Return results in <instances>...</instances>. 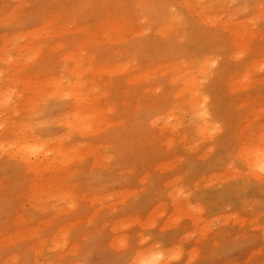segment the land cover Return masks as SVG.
I'll return each instance as SVG.
<instances>
[{"label":"rangeland","instance_id":"obj_1","mask_svg":"<svg viewBox=\"0 0 264 264\" xmlns=\"http://www.w3.org/2000/svg\"><path fill=\"white\" fill-rule=\"evenodd\" d=\"M60 1H58L59 6L61 4L65 5L68 3V0ZM243 1L246 2L244 3ZM241 2H243V5L245 7L242 5L244 9H239L238 12H236V10L231 11V7L229 6H223V9H214L210 11L211 14H209V21L214 20L215 28L219 27L220 29H223L225 31H217L216 33L220 35L226 33L225 35L228 37V39L225 37L223 39L217 38V35L212 34V30L209 29L207 25L204 27V29H202L204 31L205 37L208 39V42L216 41L219 44L221 50L217 51L216 48L210 50V48L208 49L207 46H200L199 49H197L198 56L199 54H201V57L213 56L214 58H216L217 66L215 67H218L216 70L217 77L210 89L211 96H208L207 100L208 105H215L214 107L216 108V110L220 111L218 113V116H221H219L220 120H218V116H215L216 121L218 120V122H215V126H218L219 131L216 134V137L207 136L206 139L208 137L209 139L203 141L204 144H202L200 147L194 148L193 150L189 149V151H182L179 146H177V148L173 144H170L169 142L167 143V138L164 134L163 136L157 134L156 140L154 136L156 134L154 130L156 128H154L156 123L151 129L148 126L137 124L136 121L133 120V118L136 116V112L138 109L136 108V106L138 107V105H143L149 96V93L144 92L145 89L152 87V93L153 90H155V92H158V89H155V86L157 84L162 85L165 82L166 79L164 75L160 74L161 72L159 71H155L156 73L152 72L149 75V77H152L155 74L152 78H140V81L136 80V82L134 80L132 81L134 83L129 84V86L128 84H125V86L123 85V88L120 87L117 92V94H119L117 99L119 98L121 101L130 103L129 109L131 110V112H129L130 114L126 116L130 119V122L125 126L110 128L106 133L110 141L114 144L116 155L118 157L117 162L120 166H118L117 170H113V173L114 171H116L115 176H112L113 179H111V181H109L108 184L104 186L105 188L100 192V195L101 193L104 194L101 195V201L98 198L91 201L92 198L89 197L90 195L81 196V192H83V194L85 195L92 192L94 189L97 190L99 188H102L101 186L98 187V183H96L95 181H84V175L90 174L92 172H100L107 176H110L111 170L105 172L106 170L104 169L106 168L104 166H107V164L112 161H109L108 163L107 161H105V159L100 158L99 161L95 162L96 159H93L95 157L92 155L96 154L93 151L91 153L89 150H87V148L84 149L86 146L80 148L79 151L81 152L72 151L73 154L71 155H73V158H71V162L67 161L68 167H70V169L67 167L66 163H62L63 165H57V169H55L54 167L56 171L53 168H50L54 171L47 169L48 172H42L43 174H39L40 176L38 174L35 175L23 170H14L12 165H10L9 163H0V264H128V260L130 259V257L136 255L137 253H149L151 251H157L158 249L162 248L164 250L165 248H168V252H164L165 254H167L166 258H169L170 256V259L168 260L165 258V260H167L165 264H264V232H262L261 230H257L254 227L251 228L250 224L248 223L242 225L243 223L240 222V217L244 216L252 218V222L254 224L262 223L264 225V172L258 171V175H256L257 177L254 178L243 167L235 164L236 162H231L229 159L228 161H226L225 158L222 159V157H220L224 153V149L235 146L234 141L237 129L246 131L253 130L254 132L258 130H260L261 132L264 131V63L260 65L262 69H260L258 66V64H260L264 60V0H231L232 5L234 3L237 4ZM27 5L30 6L29 2L26 0H12L10 7H7L5 11L0 8V22L2 21L0 23V33L5 32L4 34L6 36H4V40L6 42H8L7 40L9 39V42L24 43L22 40H20V37H16V39L18 38V40L15 39V41H13L14 36L12 35V33H10L11 29L9 28V25L10 22H12L11 19L13 20L14 18H18L19 21L21 16L22 17L20 20L23 19V21L25 20L26 16L29 19H32V17L30 16L31 10H29V7ZM16 6L18 7V10L16 9ZM24 7H27V9ZM23 8L25 9V11H23ZM176 9L181 10L180 8ZM20 11L23 12L21 13L22 15L20 14ZM132 14L134 15L136 14V12H132ZM32 15H34V17L37 15V12H35L34 8H32ZM88 15V11L81 8L77 9L76 14L74 15L75 17H71L72 19H66L67 17L63 15L65 19L62 17L63 21H60V24L57 27L62 28V30L64 31L66 29L65 32L68 33L62 31L61 33H64L61 34V36L66 39L67 35H69L72 38L74 37L73 39L80 40L81 35L78 33H73L77 34L75 36L71 31H74V28L78 27H84L85 29L88 28L89 30V27L92 26L91 22L93 21L89 17L90 15ZM4 16H6V18L1 19V17ZM4 23H6L7 25ZM68 23L70 24L67 25ZM216 23L218 26L216 25ZM139 30L141 31V26L139 24H136L133 28V31L138 32ZM149 31L151 32V30ZM150 32L145 34L139 33V35L134 34V36L131 35L132 37L128 36V39L129 41H133V39H131L133 37L139 39V42L144 43V47L142 49L144 50V53H147L149 58L152 55L155 59L161 60L162 56L159 53L156 52L153 55V51L151 49L153 36ZM131 33L133 34V32ZM10 34L12 35V37L10 36ZM212 37L214 40H212ZM56 40H60V38L55 39V41ZM36 41L37 43H33V47L40 49V44L42 46V52L40 54V58L37 57L36 61H34L33 64L38 63L42 69H45L46 66H49V71L40 73L36 75V77H33V73L27 72L32 65L26 68H24V66L21 64L16 67L13 66L16 69L15 70L13 69L10 62L9 64L11 66L3 60H0V67L3 68L1 69L0 74L1 78L4 79L2 81L3 85L1 84L4 89L2 93H0V141H4V144L7 143L5 144L7 146H13V150H16L17 143L21 144L22 141L24 142L25 140H27V137L32 138L33 136L34 138L36 137V140H34V138H32L33 140H31L30 138L28 141L34 142L38 140L37 142H42L45 144L46 149H50L53 146L58 145L55 144L56 142H60L62 148L63 146H65L64 148H75V144L77 147H80L82 142L81 144L79 143L80 140H77L78 136L72 135L71 133H69L71 135L65 133L64 130L61 129L58 125V118H56L57 121H54L53 118L55 116L53 115H56V113L52 111V113L48 114L50 108H47V102H51V100H53L52 98L48 97V95L53 92L54 88V86L52 85L53 82L48 77L50 76L51 79L53 78V76L54 78L56 76L58 77L60 75L62 65L65 66V64L60 59L57 46H55L54 43H44V41L42 40ZM96 41L99 40L96 39L95 42ZM222 41L228 43L229 46L224 47L223 49L221 46ZM6 42H4V45L7 44ZM1 44L2 43L0 42V53L2 51L1 49L4 47V45L1 46ZM120 45L122 46V43L113 46L114 50L120 51ZM89 47L93 51L94 44L92 47L90 44ZM102 47L103 44L100 48ZM104 47L106 49L110 48L108 44H104ZM231 48L235 49V51ZM92 51H90V54ZM209 51L213 53L210 54ZM236 51H246L250 55H248L247 57L240 56ZM192 52L193 50L191 45H187V47L184 48V56H189ZM90 54L88 53L87 55L89 56ZM217 54H219L220 56L218 57ZM182 62L184 63L185 59H182ZM241 62L246 66L247 70L236 75V73L234 72H236V67ZM6 67H9L11 70L9 68H7V70ZM17 68L21 73L20 79L22 78L24 80L25 78L24 81L21 79V84H23V82H28L30 84L33 83L34 85L36 80H38V82L39 80L42 82L43 80L41 79H44L42 83L39 82L38 85L37 83L35 84L39 88L42 87L41 89H43V93H41L42 96H38L39 100L37 99V96H33L31 94L33 85H29L28 83H26V85H29L31 89L29 88V86L28 89H24L27 86L25 87L21 84L20 86L17 85V83L10 82L8 80L12 77L16 78V76H14V74L12 75V73H15L16 75V71H18ZM87 76H89V74ZM237 76L239 77L237 78ZM115 78V80H117L118 78H121V76ZM239 78L243 79V81L241 79L239 80ZM26 79L30 81H26ZM234 79H236V81ZM108 80V78H105V81ZM209 80L210 79H208V81ZM233 80L234 82L230 83V81ZM237 80H239L240 82L238 85H236V83H238ZM45 81L47 83L49 81L51 83V86L47 84L48 87H45ZM208 81H206V83H208ZM253 81H256V83H254V85H251ZM247 84L249 87H247ZM128 88L134 89L136 93L133 94V96H129V92H126L129 90ZM19 89L22 90L20 91V93ZM51 89L52 91H50ZM152 93L150 94L152 95ZM109 99L111 100V97ZM5 101L10 102V107L2 105ZM134 101L137 102H135V104L137 105L133 103ZM59 102L61 101L59 100ZM23 104L26 106H30H25V108ZM123 105V103L122 105L120 103V106ZM212 105L208 107L210 111H213ZM132 106L135 107L136 111ZM39 107L41 109L42 107L44 108V111L42 110L43 113L40 111L41 109H39ZM8 108H10L11 110ZM182 110L183 111L181 112V115L176 112L173 116L167 118V116L163 113L160 115V118L161 120L171 121L172 124L178 121L179 123L182 122V124H178L177 127H183L182 125L187 126L190 118L188 115L190 114L183 106ZM39 111L42 113V115H39ZM67 111L72 114H75V111L80 112L78 108H74V110L73 108H62L61 114H59L60 110H58V116L60 115L59 117L62 118V115ZM11 112L15 113V118H21L20 121L25 122L26 126H24L27 127L26 130L23 131V133L25 131H28L27 134L25 135V132V136H21V138H18L19 141H17V134H9L8 131L6 132L7 129L3 128V126L5 127L7 125L5 117L9 114H12ZM184 112L186 113V115L188 113V115L186 116ZM24 115H28V118H30L29 121L31 123L32 121L36 120L37 124L33 122L35 125L33 123L32 125L30 122H28V124H31L28 128V124H26L27 121ZM67 116L68 115H66V117ZM51 117L53 120L51 119ZM178 117L181 119H179ZM38 121H40L41 123ZM2 122H4V125ZM23 122L22 125L24 124ZM157 124L159 125L160 122H157ZM24 126L22 128L20 127L19 130L22 131ZM252 126L254 128H252ZM30 127L31 130L34 128V130L32 131L30 130L31 133L29 131ZM183 128H180L179 130H182ZM50 134H58V136H61L60 138L63 140L59 138L58 140L60 141H52L50 140L51 138L49 139V137H51ZM62 134L67 135L63 136ZM214 138L219 141V146L217 151L211 152L207 150V143H209L210 140L214 141ZM73 141L76 143L74 144ZM262 141H264V137L262 138ZM84 150L88 151L86 152L87 154L85 153V155H83L84 153H82L85 152ZM51 151L52 150H48V152L46 153L50 154ZM40 156L41 155L37 157ZM144 156H149V159L153 158L151 160V164L147 167V172L149 173L152 180H150L149 183L152 182L155 189L153 191L148 190L146 188V186H148L147 182L135 183L131 187L134 190L136 188V192H134L131 191L133 189L129 188L127 184V180L130 177L129 168L134 167V169H139L137 166H140V163L142 159H144ZM215 156H217V158L220 157L218 162L222 163L221 166L219 164L218 168L212 171L217 181H213L212 184L208 185L199 184L196 188H194L192 186L193 184L191 185V182L187 179V175L194 169H200L205 164L209 165V163L215 158ZM37 157L31 156L30 159L33 162H37L39 160V158L37 159ZM5 158L6 157H3L2 159ZM41 158L42 157H40V160ZM224 160L226 162H224ZM91 163L94 164L92 165ZM65 164L66 166L64 167ZM90 164L92 165L91 167ZM48 165L49 164L45 165V167ZM161 165L163 166V168ZM6 166L8 168H6ZM65 168L66 171L68 169L70 171L66 172ZM88 169L92 172H89ZM74 170L76 171L74 172ZM126 170L128 172H126ZM230 171L235 173H232ZM217 173L219 174V176L217 175ZM261 173H263V175ZM220 174L224 178L220 177ZM67 175H70V177ZM31 176H33L34 178H32ZM29 177H31L33 180L29 179ZM71 177H73L74 180L76 177V181L78 182H81L82 180L84 181V183L82 182L79 185V188H77L78 193H74V195H76L77 197L75 196L73 198L71 195L59 197L60 194H66V191H68L71 187L73 188V184L71 183L72 181L70 182ZM61 180L64 181V183L61 182ZM174 180H176V182ZM218 180H222L221 183H219ZM9 181H11V183H8ZM26 181H29L28 183H30V181L34 182H32V184L30 183V187ZM36 181H38V184L36 183ZM239 184H243L241 190L232 191L230 195L228 193L227 198H223V195L219 194L220 190L224 186H232L234 188H237L236 185L241 186ZM34 185H36L37 191L40 190L38 191V193H36L37 191L35 189V192L33 190L31 191V188L35 187ZM70 185L72 186L70 187ZM188 188L194 190L195 199L192 198V193L189 192L190 189L188 190ZM124 189L128 190L126 191L127 194L125 193ZM119 191H122L121 197H119ZM38 194H41V196H39ZM204 194H206V196L198 197L203 196ZM228 196L230 198H228ZM42 198H44L45 201ZM100 203H102V208L95 216L96 213L94 211L100 207ZM182 203L184 206L182 205ZM44 204H49L50 206L55 207H53L54 209L52 212L46 211L45 209L42 210L43 207L40 206H45ZM152 205L153 207L151 208ZM196 206L198 207L196 208ZM62 207H64V209H62ZM198 209L201 211L199 212ZM57 210L62 211L57 213ZM79 212H82L84 214L83 218H80V223L76 225L74 224L75 220L73 221V218H75V216H78ZM227 213H230V217L227 216ZM232 214L237 215L236 217H233L231 216ZM213 215H215V218L211 222H208L209 226L207 225V227L203 229V220ZM219 218L226 220V222H221ZM234 219L237 221H235ZM231 220L232 222H235L232 223ZM85 222L87 223L85 224ZM72 224L76 226L71 230L69 236H74L72 240L74 242L72 243V241L70 240V243L63 248L64 250L62 249L64 253L61 249H53L52 247V249H49L45 244L39 246L42 240L44 238H47L48 233L52 232V234L49 236L50 238L52 235L55 236L54 234L57 233L59 228H62L61 230L65 231V229L67 228L65 226H70ZM63 226L65 228H63ZM181 234L183 235L181 236ZM82 235L84 239L82 238ZM77 241L79 242L77 243ZM194 248H196L197 250ZM71 249H73L74 252L71 251ZM191 251L193 252L191 253ZM37 252H39V254ZM169 252L172 254H170ZM61 253H63V255ZM186 253H188L189 255ZM190 255H192V259L189 258ZM11 257H13V262L11 261ZM187 257L189 258L188 262L186 261ZM58 260L60 263L58 262ZM184 260L186 263L183 262Z\"/></svg>","mask_w":264,"mask_h":264},{"label":"bare ground","instance_id":"obj_2","mask_svg":"<svg viewBox=\"0 0 264 264\" xmlns=\"http://www.w3.org/2000/svg\"><path fill=\"white\" fill-rule=\"evenodd\" d=\"M26 1L29 2L30 6H28V5L27 6L29 7V10H31L30 16L32 17V19H29L26 16L25 20L23 21V19L20 20L22 17L21 16L19 21H18V18H14L13 20L11 19L12 22H10V25H9V28L11 29L10 33H12V35L14 36L13 41H15L16 37H20V40H22L24 43L9 42L8 38H7L8 40L6 39L8 42H6L4 40V36H6L4 34L5 32H1L0 33V42L2 43L1 46L4 45V42H6L7 44L4 45V47L1 49L2 51L0 53V60H3L4 62H6L8 64L10 62L12 67L13 66L16 67V66L21 64L24 66V68H26V67L32 65L31 68H29L27 72L33 73L32 76L36 77V75H38L40 73L49 71L50 67L46 66L45 69H42L38 63L33 64L34 61H36L37 57L40 58V54L42 52L41 51L42 46L39 44L40 49L34 48L33 43H35V42L37 43L36 40H42V41H44V43H54V45L57 46L58 55H59L60 59L62 60V62L65 64V66L62 65L61 72H60V75L58 77L56 76L54 78V76H53L52 79L50 76L48 77L53 82L52 85L55 88V89L53 88V92L52 93L49 92L50 95H48V97L53 99V100H51V102L50 101L47 102V108H50L48 114H50V113H52V111H54L56 113V115H53V116H55L53 118L54 121L56 120V118H58V125L60 126V128L63 129L65 133H68V135L72 134V135L78 136L77 140H80L79 143L81 144V142H82L83 145L81 144L82 146L80 145V147H77L75 144L76 142H74L75 141L74 140L73 142L75 144V148H68V147L64 148L65 146H63V148H64L63 149L62 146L60 145V142L59 143L54 142L55 144H58V145H55L50 149H46V146L44 143L37 142L38 140L34 141V142L28 141L31 137L30 138L27 137V140H25L24 142L22 141L21 144L17 143L16 144V150H13V148H14L13 146H11V145L7 146V145H5L7 143L4 144V141H0V163H3V162L9 163L10 165H12L14 170L18 169L20 171L23 170L25 172H29V173H32L35 175L36 174L39 175L42 172L43 173L48 172L47 169H50V168L54 169V167H55V169H57V165L59 166L62 163L67 164L68 163L67 161L72 160L71 158H73V155H71V154H73L74 151H79L80 148H82L83 146H86L84 149L87 148V150H89L91 153L93 151L96 154V155H92L90 153L92 156L95 157V158H93V159H96L95 162L99 161L100 158L105 159V161H107L108 163H109V161H112L109 164H107V166H104L106 168V169H104V170H106L105 172L111 170L110 176H107V175L100 173V172H92V171H89V169H88V171L92 172V173L84 175V181L85 180L95 181L96 183H98L97 184L98 187L101 186L102 188H99L97 190L94 189L92 192L85 194V195L83 194V192H81L82 193L81 196L90 195L89 197L92 198L91 201H93L96 198H98L101 201V199H100V198H102L101 195H104V194L101 193V195H100V192L105 188L104 186H106L108 184V182L111 181V179H113L112 176H115L116 171H114V173H113V170H117L118 166H120L119 163L117 162L118 157L116 155V150L114 148V144L110 141V139L108 138L106 133H107L108 129H110V128L125 126L126 124H128L130 122V119L128 117H126L130 114L129 112H131V110L129 109L130 103L129 102L126 103V101H121L119 98L117 99V97L119 96V94H117V92H118L119 88L122 87L123 85L125 86V84H128V86H129V84L134 83V82H132L134 80L140 81V78L141 79L145 78V77L148 78L152 72L156 73L155 71L161 72L160 74L164 75L166 80L162 85L157 84L155 86V89L157 88L158 92H155V90H153V93H152V87L145 89L144 92L149 93V96L143 105H138V107L136 106V108H138V109L136 112V116L133 118V120L136 121L137 124L142 125V126H148L151 129L153 128V126L156 123L157 126L156 125L154 126V128L156 127L154 129L156 132V134L154 135L155 139L157 138L156 137L157 134L162 135V136L164 134L167 138L166 139L167 143L169 142L170 144H173L176 147L179 146V148L182 151L183 150L189 151V149L193 150L196 147H200L202 144H204L203 141H206L207 139H209V137L206 139L207 136L216 137V134L219 131H218V126H215V122H218V120H220L221 116L220 115H219L220 117L218 116V113L220 111L216 110V108L214 107L215 105L213 106L212 104H210V105H212L213 111H210L208 108L210 105L207 104V100H208V96L209 97L211 96L210 95V89L213 85V82L215 81V79L217 77L216 70L218 67H215V66H217L216 65V58H214L213 56L212 57H201L200 56L201 54H199V56H198L197 49H199L200 46H207L208 49L210 48V50L215 49V48L217 49V51L221 50L219 44L216 41L208 42V39L205 37L204 31L202 30L207 25L209 27V29L212 30V34L217 35V38L223 39L225 37L228 39V37L225 35L226 33L221 34V35L216 33L217 31H224V30L220 29L219 27L215 28V26H214L215 21L214 20L209 21L210 20L209 14H211L210 11L214 10V9L215 10L223 9V6H227V7L229 6V7H231V9H230L231 11L236 10V12H238L239 9L243 8V6H244L243 2L244 1L241 2L242 4L241 3H237V4L234 3L232 5L231 0H68L67 4H65V5L61 4L60 6L58 4V1H60V0H26ZM65 1H67V0H65ZM11 3H12V0H0V8L5 11L7 9V7H10ZM25 4H26V2H25ZM18 5H19V3H18ZM246 6H248V5H246ZM24 8L27 9V7H24ZM24 8H23V11H25ZM32 8H34L35 12H37V15L35 17H34V15H32ZM80 8L88 11V13L90 15V16L89 15L88 16L93 21V22H91L92 26L89 27V30H88V28L85 29L84 27L83 28L78 27V28H74V31L73 30L71 31L72 34L73 33L80 34L81 35V39L79 37L80 40L73 39L74 37L72 38L67 34H66L67 35L66 39H64V37H62L61 34H63L66 31V29L63 27L65 29V31H64V30H62V28H58L57 26H59L60 21L61 22L63 21L62 20L63 15H65L67 17L66 19H68V18L72 19L71 17H73L76 14L77 9H80ZM176 8H180L181 10L176 9ZM16 9L18 10V7ZM12 11H14V10H12ZM132 12H136V14L133 15ZM21 13H23V12L20 11V14ZM24 14H25V12H24ZM2 18H6V16L1 17V19ZM63 18L65 19V17H63ZM80 21H81V19H80ZM83 22H84V20H83ZM87 22H88V20H87ZM4 24H6V23H4ZM69 24L70 23H68L67 25H69ZM136 24H139L141 26V31L140 30L138 32L133 31V28L135 27ZM216 25H217V23H216ZM65 27H66V25H65ZM149 30H151V32ZM62 31H64V32L61 33ZM131 32H133V34ZM149 32L153 36V38H152L153 41L151 43L152 44L151 49L153 51V55L156 52L159 53L162 56L161 60L155 59L152 55L149 58L147 53H144V50L142 49L144 47V43L139 42V39H136L134 37L131 38V39H133V41H129V39H128L131 35L134 36V34L139 35V33L145 34V33H149ZM65 33H68V32H65ZM12 35L10 34L11 37H12ZM73 35L76 36L77 34H73ZM57 38H60V40L55 41V39H57ZM96 39L99 41L95 42ZM16 40H18V38ZM212 40H214L213 37H212ZM209 41H210V38H209ZM98 42H100V43H98ZM119 43H122V46L120 45L121 50L120 51L114 50L113 46H116V44H119ZM90 44H91V47L94 44L93 51L89 47ZM102 44H103V47L100 48ZM104 44H106V45L108 44L110 48L106 49L104 47ZM187 45L192 46L193 52L189 56H184V48L187 47ZM83 46H85V47H83ZM221 46L224 49V47H227L229 45H228V43H225L222 41ZM112 47H113V49H112ZM231 49H233V48H231ZM233 50L235 51V49H233ZM90 51H92L91 54H90ZM88 53L90 54L89 56L87 55ZM209 53L212 54L213 52L211 53L209 51ZM237 53L240 56H246V57L248 55H250L246 51H238ZM207 55H208V53H207ZM217 55H218V57L220 56L219 54H217ZM182 59L183 60L185 59L184 63L182 62ZM30 62H31V64H30ZM263 63H264V60L260 64H258L260 69H262V67H260V65ZM63 66H64V68H63ZM155 66H157V67H155ZM7 68H9V67H6V69ZM24 68H23V70H24ZM1 69H3V68L0 67V71H1ZM13 69H15V68L13 67ZM246 70H247L246 66L241 62L240 64L237 65L236 72H234V73H236V75H238L239 73L245 72ZM54 72H55V70H54ZM16 73H17L16 75H15V73H12V75L14 74V76H16V78L12 77V78H9L8 80L10 82L17 83V85H20L22 83L21 82L22 78L20 79L21 73L19 72V69H18V71H16ZM88 74H89V76H87ZM119 76H121V78H118L117 80H115L116 79L115 77H119ZM38 77H40V76H38ZM152 77H149V78H152ZM238 77L239 76H237V78ZM105 78H108L109 80L105 81ZM208 79H210V80L208 81ZM240 79L241 78H239V80ZM3 80L4 79L1 78V74H0V93H2V91L4 89L2 86ZM24 80H25V78H24ZM27 80L28 79H26V81ZM41 80L44 81V79H41ZM234 80L236 81V79H234ZM234 80L230 81V83L234 82ZM239 80H237L238 83L235 82L236 85H238L240 83ZM241 80L243 81V79H241ZM28 81H30V80H28ZM36 81H35V84L37 83V85L39 82H41L40 80H39V82H38V80H36ZM49 81H48V83L45 81L46 86L44 84L43 85L45 87H48L47 84L51 86V83H50L51 81L50 82ZM206 81H208V83H206ZM26 83H28V82H25V83L23 82V84H21V85L26 87L27 86ZM254 83H256V81H253L251 85H254ZM28 84L33 85V83L32 84L28 83ZM35 84L33 85L32 89L30 88L29 85L28 86L31 89V94L33 96H37V99H38V96L41 95V93H43L42 92L43 89H41L42 87L39 88ZM28 86L24 89H28ZM247 87H249L248 84H247ZM229 88H231V87H229ZM22 90H23V88H22ZM22 90L19 89V93ZM48 91H49V89H48ZM50 91H52V89ZM120 91H121V89H120ZM126 92H129V96H133V94L136 93V91L134 89H129ZM150 93H152V95ZM43 96H44V94H43ZM48 97H46V98H48ZM110 97H111V100L109 99ZM66 98H68V99H66ZM59 100L61 102H59ZM135 102L136 101H134L133 103L135 104ZM120 103H121V105H122V103L124 105L120 106ZM26 104H28V103H26ZM2 105L6 106V107L7 106L10 107V102L5 101ZM135 105H137V104H135ZM25 106L26 105H24V107ZM182 106L185 107L190 114V115H188V113H187V115L190 117L189 123L187 122L188 125L187 126L182 125L184 128L178 126L179 129L183 128L182 130H179L177 127V125L180 123L182 124V122L179 123V121H178V122H174L172 124L171 121L161 120L160 115L163 113L167 116V118H169L170 116H173L176 112H178L181 115V112L183 111ZM6 107H4V108H6ZM35 107H36V105H35ZM62 108H67V109L73 108V110H74V108H78V110L80 112L75 111V114L74 113L72 114L69 111H67L66 113H64L62 115V118H61V117H59L60 115L58 116V110H60L59 114H61ZM133 108L136 111L135 107H133ZM8 109H10V108H8ZM32 109H33V107H32ZM39 109H41V108L39 107ZM20 110H22V109H20ZM42 110L44 111L43 107L40 111L42 112ZM187 111H185V112H187ZM41 112L39 115H42L43 112L42 113ZM185 112H184V114L186 115ZM66 115H68V116L66 117ZM183 115H182V117H183ZM215 116L219 117V119L217 121L215 119ZM24 117L26 118V121H27L26 124H28V122H30L29 121L30 118H28V115H26V116L24 115ZM52 117H51V119H52ZM5 119H6L7 125L5 127L3 126V128L7 129L6 132L8 131L9 134H17L16 135L17 141H19L18 138H21V136H25L27 134L28 131L27 132L25 131L26 133L24 132L25 135L23 133V131L26 130V128H27V127H25L26 126L25 122L20 121L21 118H15V113L7 115L5 117ZM179 119H181V118H179ZM158 120H161V121H158ZM49 121H50V118H49ZM22 122L24 123L23 125H22ZM33 122L37 124L36 120L32 121V123ZM38 122H40V121H38ZM157 122L158 123L160 122V124L158 125ZM2 123L4 125V122H2ZM31 124H28V128H29V125H31ZM23 126L25 129L23 128L22 131L19 130L20 127L22 128ZM244 126H246V125H244ZM36 127H38V126H36ZM252 128H254V127L252 126ZM17 130H19V131H17ZM30 130H31V127H30L29 131ZM32 130H34V128ZM31 131H30V133H31ZM256 132H254L253 130L252 131L251 130L246 131V130H241V129L238 130L237 129V133L235 132L236 133L235 134V141H234L235 146H233L231 148L224 149V151H223L224 153L222 154V156H220V157H222V159L225 158L226 161H228V159H229L231 162L232 161L236 162L235 164L243 167L254 178L257 177L256 175H258V173H257L258 171L264 172V141H262V138L264 137V131L261 132L260 130H258ZM69 133H71V134H69ZM65 135H67V134H64L63 136H65ZM50 136L51 137H49V139L51 138L50 140H52V141H57L61 137V136H58V134H54V135L50 134ZM32 138H34V136ZM32 138H31V140H33ZM35 138H34V140H36ZM61 140H63V139H61ZM46 141H47V139H46ZM58 141H60V140H58ZM67 142H69V141H67ZM12 143H13V141H12ZM218 144H219V141H217V139H215L214 141L210 140V142L207 143V146H208L207 150L211 151V152L217 151L218 146H219ZM253 144H255V145H253ZM48 150H52L50 152V154L46 153V152H48ZM87 150L86 151L84 150L85 152H82V153H84L83 155H85V153L88 152ZM79 152H81V151H79ZM39 155H41L40 157H42L41 160H40V157H37ZM201 155H203V154H201ZM31 156H35V157H37V159L39 158V160L37 162H33L30 159ZM70 156H72V157H70ZM3 157H6V158L2 159ZM220 157L217 158V156H215V158L209 163V165L205 164L200 169H194V170H192L191 173L189 172V174L187 175V179L191 182V185L193 184L192 186L194 188H196L199 184H203V185L207 184L208 185V184H212L213 181H217V179L214 177V174L212 173V171L214 169H217L219 164L221 166L222 163L218 162ZM75 158H74V160H75ZM81 159H82V157H81ZM91 159H92V157H91ZM152 159L153 158L149 159V156H147V157L144 156V159H142L140 166H137L139 169H134V167L129 168L130 170L127 169L130 171V175H129L130 177L127 180V184H128L129 188H131L135 183L147 182L148 186H146V188L148 190L153 191L155 189L153 183L152 182L149 183V181L151 180V177H150L149 173L147 172V167L151 164ZM177 160H179V159H177ZM64 161H66V162H64ZM226 161L224 160V162H226ZM47 164H49V165L45 167V165H47ZM66 164L64 165V167L66 166ZM91 164H90V167L93 165V164L92 165ZM67 167H68V164H67ZM90 167H88V168H90ZM6 168H8V167L6 166ZM68 168L70 169V167H68ZM162 168H163V166H162ZM69 169L67 170L68 172L70 171ZM54 170H51V171H54ZM127 170H126V172H128ZM65 171H66V168H65ZM75 171L76 170H74V172ZM232 171H235V170H232ZM232 171H230V172H232ZM232 173H235V172H232ZM243 174H244V172H243ZM261 174L263 175V173H261ZM217 175L219 176L218 173H217ZM227 175H229V174H227ZM67 176L70 177V175H67ZM259 176H260V174H259ZM31 177L34 178L33 176H31ZM31 177H29V179L33 180ZM36 177H35V179H36ZM220 177H223V176L221 175ZM232 177H235V176H232ZM62 178H64V177H62ZM70 179H71L70 182L72 181L71 183L73 184V188L71 187L72 185H70L71 188L70 189L68 188L69 190L66 191V194H60L59 193L60 194L59 197H65V196L71 195L74 198L76 196V195H74V193L75 194L78 193L77 188H79V185L82 182L84 183L83 180L81 182L76 181V177H75V180L73 179V177H71ZM51 180H52V178H51ZM174 181L176 182V180H174ZM221 181L218 180L219 183H221ZM32 182H34V181H32ZM32 182L30 181L31 184H32ZM45 182H46V180H45ZM61 182L64 183V181H62V180H61ZM8 183H11V181H9ZM30 183H28L29 186H30ZM36 183L38 184V181H36ZM53 184H54V182H53ZM243 184H239L241 186L236 185L237 188H234L232 186H224L220 190L219 194L223 195L222 196L223 198L224 197L227 198L228 193L230 195V193L232 191L241 190ZM49 185H52V184H49ZM34 186H35L34 188H31V191L33 190L35 192L36 185H34ZM38 186H40V185H38ZM129 188H128V190H129ZM131 189H133V188H131ZM189 189L190 188H188V190ZM128 190H125L126 194H127L126 191H128ZM135 190H136V188H135ZM135 190L133 189L131 191L136 192ZM190 190H189V192L192 193V198L195 199L194 198V196H195L194 190L193 189L191 191ZM38 191H40V190H38ZM38 191L36 193H38ZM176 191H177V189H176ZM121 192H120L119 197H121ZM84 193H85V191H84ZM35 194H33V195H35ZM185 195H187V194H185ZM39 196H41V194ZM39 196H38V198H39ZM204 196H206V194H204L203 196H198V197H204ZM228 198H230V197L228 196ZM42 199L44 200V198H42ZM40 200H41V197H40ZM44 205L45 206H40V205L39 206L43 207L42 210L45 209L46 211H50V212H52L54 209L53 207H55V206H50L49 204H47V205L44 204ZM182 205H183V203H182ZM108 207H107V209H108ZM152 207H153V205L151 206V208ZM197 207L198 206H196V208ZM101 208H102V203H100V207L94 211L96 213L95 216L98 214V212L100 211ZM62 209H64V207H62ZM195 210H197V209H195ZM60 211H62V210H57V213ZM200 211L201 210H199V212ZM83 214L84 213L79 212L78 216H75V218H73V221L75 220L74 224L78 225L80 223V221H81L80 218H83ZM236 215L237 214H235V215L232 214L231 216L236 217ZM184 216H186V215H184ZM214 216L215 215L209 216L203 220V222H204V223H202L204 225V226H202L203 229H205L207 227V225L209 224L208 222H211L215 218ZM227 216L230 217V213H227ZM237 217H239V216H237ZM235 219H237V218H235ZM219 220H221V222H224V223L226 222V220H224V219L219 218ZM237 220H239V219H237ZM237 220H235V221H237ZM252 221H253L252 218L244 217V216L240 217V222L243 223L242 225H244L245 223H248V224H250L251 228L254 227L257 230H261L262 232H264V225L262 223L254 224ZM254 221H255V219H254ZM231 222H232V220H231ZM234 222H232V223H234ZM86 223L87 222H85V224ZM85 224H83V225H85ZM76 225L72 224L70 226H68V225L65 226L68 228V229L66 228L65 231L64 230L62 231L61 230L62 228L61 229L59 228L57 233L54 234L55 236L52 235L50 238H49V236L52 234V232L48 233L47 238H44L40 244L38 243L39 246L40 245L42 246L45 244V245H47V247L49 249L53 248V249H58V250L61 249L62 250L65 246H67L70 243V240L71 241L73 240L74 236L70 237L69 235H70L71 230ZM112 225H115V224H112ZM65 227L63 226V228H65ZM66 230H68V231H66ZM198 231H199V228H198ZM23 233H21V234H23ZM183 234H181V236ZM12 237H13V235H12ZM111 237H112V235H111ZM82 238H83V235H82ZM73 242L74 241H72V243ZM78 242L79 241H77V243ZM35 243H37V242H35ZM71 246H73V245H71ZM119 247H123V246H119ZM196 248H194V249H196ZM63 250H62V252H63ZM141 250H142V248H141ZM167 250H168V248H165V250L162 248V249H158L157 251H151L149 253H139V254L137 253L136 255L130 257V259L128 260L129 261L128 264H165V262L168 259H170V256H169V258H166L167 254H165L164 251H167ZM189 250H188V252H189ZM34 251H36V250H34ZM71 251H73V249H71ZM146 251H149V250H146ZM192 252L193 251H191V253ZM37 253L39 254V252H37ZM63 253H61V254L63 255ZM194 253H195V250H194ZM170 254H172V253H170ZM186 254H188V253H186ZM191 256L192 255H190L189 258H191ZM194 256H195V254H194ZM11 258H12L11 259V261H12L13 257H11ZM52 258H54V257H52ZM59 258H61V257H59ZM165 258L167 260H165ZM171 258H172V256H171ZM189 258L188 257L186 258L187 262H188ZM58 262H59V260H58ZM183 262H185V260ZM76 263H78V262H76ZM230 263H232V262H230ZM78 264H80V263H78Z\"/></svg>","mask_w":264,"mask_h":264}]
</instances>
